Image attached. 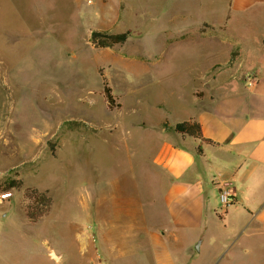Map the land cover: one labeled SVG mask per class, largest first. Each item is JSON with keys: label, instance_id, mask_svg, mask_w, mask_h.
<instances>
[{"label": "rangeland", "instance_id": "374dc122", "mask_svg": "<svg viewBox=\"0 0 264 264\" xmlns=\"http://www.w3.org/2000/svg\"><path fill=\"white\" fill-rule=\"evenodd\" d=\"M227 1L0 0V181L23 180L0 188L13 192L0 205V264H55V248L65 252L64 264H85L83 232L106 227L89 208L90 195L97 200L106 188L110 206L115 185L134 178L141 198L151 200L156 171L143 132L227 58V45L202 25L221 16ZM94 30L130 34L123 44L96 47ZM27 186L52 197L36 221L24 215ZM217 205L221 214L230 208L220 194ZM214 225L224 238L206 241L226 245L234 226ZM111 243L108 252L93 239L101 264H149L131 263L140 256Z\"/></svg>", "mask_w": 264, "mask_h": 264}, {"label": "crops", "instance_id": "0c3cea01", "mask_svg": "<svg viewBox=\"0 0 264 264\" xmlns=\"http://www.w3.org/2000/svg\"><path fill=\"white\" fill-rule=\"evenodd\" d=\"M205 23L227 45V58L197 78L180 106L150 117L143 134L156 171L151 200L141 198L134 178L115 185L110 206L106 188L95 193L97 200L90 195L89 208L106 227L97 235L83 232L85 264L102 263L95 238L108 252L116 238L127 253L140 256L131 263L264 264V0H228L221 16ZM191 119L209 141L174 130ZM226 185L234 202L221 214L218 196ZM224 220L234 226L226 245L206 241L224 236L214 228ZM256 239L261 246L250 242ZM65 255L55 248V264H64Z\"/></svg>", "mask_w": 264, "mask_h": 264}, {"label": "trees", "instance_id": "16d2710c", "mask_svg": "<svg viewBox=\"0 0 264 264\" xmlns=\"http://www.w3.org/2000/svg\"><path fill=\"white\" fill-rule=\"evenodd\" d=\"M129 31L112 33L109 31L94 30L91 33L90 40L96 47H113L117 44H123L129 37ZM105 97L110 107L114 106V96L110 87L105 84L104 89ZM174 130L181 134H187L197 138H202L205 141H209L203 138L202 128L196 120H185L176 123L173 126ZM52 147V146H51ZM4 184V187L2 186ZM23 185L22 179H11L4 183L0 181V188H20ZM24 195L28 199L26 206V216L32 221H36L41 216L45 215L52 203V197L48 195L46 190H41L34 186H27L24 189Z\"/></svg>", "mask_w": 264, "mask_h": 264}, {"label": "built area", "instance_id": "2783aa9c", "mask_svg": "<svg viewBox=\"0 0 264 264\" xmlns=\"http://www.w3.org/2000/svg\"><path fill=\"white\" fill-rule=\"evenodd\" d=\"M13 196L12 190L0 191V205L8 201ZM220 201L225 205H230L234 202V194L230 187L226 185L220 192Z\"/></svg>", "mask_w": 264, "mask_h": 264}]
</instances>
